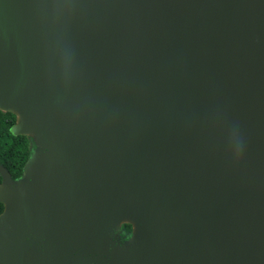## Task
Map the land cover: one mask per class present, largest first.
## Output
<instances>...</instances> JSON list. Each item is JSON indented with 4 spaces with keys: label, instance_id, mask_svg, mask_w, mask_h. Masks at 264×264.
Returning <instances> with one entry per match:
<instances>
[{
    "label": "water",
    "instance_id": "water-1",
    "mask_svg": "<svg viewBox=\"0 0 264 264\" xmlns=\"http://www.w3.org/2000/svg\"><path fill=\"white\" fill-rule=\"evenodd\" d=\"M0 110V264H264V0H0Z\"/></svg>",
    "mask_w": 264,
    "mask_h": 264
},
{
    "label": "trees",
    "instance_id": "trees-1",
    "mask_svg": "<svg viewBox=\"0 0 264 264\" xmlns=\"http://www.w3.org/2000/svg\"><path fill=\"white\" fill-rule=\"evenodd\" d=\"M15 121V115L8 111L0 110V164L7 168L11 177L16 179L21 176L22 168L34 147L31 137L26 135H13L9 128ZM1 180V176H0ZM3 205L0 202V212ZM122 232L119 233V240L128 238L131 232V225H121Z\"/></svg>",
    "mask_w": 264,
    "mask_h": 264
},
{
    "label": "rangeland",
    "instance_id": "rangeland-1",
    "mask_svg": "<svg viewBox=\"0 0 264 264\" xmlns=\"http://www.w3.org/2000/svg\"><path fill=\"white\" fill-rule=\"evenodd\" d=\"M116 232H117V235L119 236V233H121V232H122L121 226H120V227L117 229V231H116ZM130 234H131V232H130ZM129 237H130V235H129ZM129 237H128V238H129ZM125 239H127V238H125Z\"/></svg>",
    "mask_w": 264,
    "mask_h": 264
}]
</instances>
